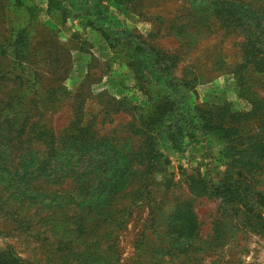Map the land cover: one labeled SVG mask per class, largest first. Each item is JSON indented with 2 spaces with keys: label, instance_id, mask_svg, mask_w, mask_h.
Here are the masks:
<instances>
[{
  "label": "rangeland",
  "instance_id": "1",
  "mask_svg": "<svg viewBox=\"0 0 264 264\" xmlns=\"http://www.w3.org/2000/svg\"><path fill=\"white\" fill-rule=\"evenodd\" d=\"M35 1L46 8L47 0ZM126 5V24L177 58L174 75L185 84L179 108H199L208 124L236 128L237 149L223 164L226 142L217 137L186 142L184 152L168 141L160 143L170 164L152 176L169 180L167 188L141 206V192L131 193L134 182L114 187L102 203L107 213L87 220L80 236L78 218L70 224L52 222L54 211H21V219L31 220L16 229L21 224L8 217L11 205L0 195V251L30 264L60 263L56 256L78 264L83 254L104 263L105 251L110 264H264V60L257 58L264 48V9L258 19L250 9L259 8V0H128ZM42 17L30 23L23 10L0 0V51L8 55L1 58L7 72L0 74V107L32 112L31 122L56 135L71 127L82 135L80 128H85L89 137L110 146L112 162L121 159L135 180L147 170L150 155L135 107L146 104L144 92L139 90L140 99L130 95L134 89L125 82L127 70L124 74L112 65L107 46L91 32L85 34L77 21ZM16 23L26 35L19 47ZM124 94L132 96L130 105L120 104ZM232 174L242 188L225 200L188 185L191 177L218 185ZM242 190L245 199L239 196ZM115 207L131 211L123 226L109 215ZM181 221L188 224L183 233ZM174 244L179 248L174 250ZM48 251L53 260H47Z\"/></svg>",
  "mask_w": 264,
  "mask_h": 264
},
{
  "label": "trees",
  "instance_id": "2",
  "mask_svg": "<svg viewBox=\"0 0 264 264\" xmlns=\"http://www.w3.org/2000/svg\"><path fill=\"white\" fill-rule=\"evenodd\" d=\"M8 1L17 10H23L26 20L30 23L41 20L42 15L46 13L48 17L56 15L62 23L70 19L77 21L82 30H92L101 37L112 52L108 61L123 68L121 72L124 74V70H127L125 82L130 81L134 89L130 95L140 99L139 90L144 92L146 104H137L135 107L139 111L138 124L147 135L150 145L147 170L132 180L134 175L126 174L128 169L120 163L121 159L112 162L114 159L108 153L110 146L99 142L93 136L89 137L88 132L82 131L85 128H80L82 135L73 127L56 135L54 129L31 122L35 117L32 112L14 110L11 106L0 107V195L11 205L10 212H6L8 217L15 218V225L21 224L20 228L18 226L16 229L23 230L22 223L25 219L31 220L24 215L21 219L19 212L23 214L26 211H37L42 215L43 212L54 211L50 216L52 222L65 219L66 223L70 224L73 219L78 218L80 225L76 227V232L80 236L87 220L107 213V208L102 205L107 194L114 187L118 188V185L124 189L125 185L129 187L132 182L137 186L131 189V193L141 192L137 204L147 205L148 201L154 198L153 193L162 192L163 188H167L169 181H156L152 176L153 173L164 172L165 167L170 164L159 149L162 142L168 141L172 149L184 152L186 142L190 144L198 138H209L211 135L226 142L225 149L221 152L226 159L220 157V161H223V164L229 163L231 152L237 149L235 135L238 130L221 124H208L199 108L193 111L179 108L178 97L185 84L174 75L177 58L156 49L138 31L126 24L123 18L129 14V7L126 5L128 0H47L45 9L35 0ZM227 2L229 5L236 4L233 1ZM259 2L260 7L256 5L255 9L250 11L261 19L264 0ZM248 25L251 27L250 23ZM23 28L19 23L13 27L18 47L26 39ZM261 30L264 32V25ZM86 41L85 37L83 43ZM0 53L3 54H0L2 74L7 71L2 67L1 58L8 55L5 51ZM258 55L259 61H263L264 48L258 50ZM127 97L124 94L120 104L130 105L132 98ZM262 149L264 151V147ZM189 183L190 187L194 186L202 195L215 196L222 200L233 196L242 188L241 182L233 174L218 185L201 178L197 181L195 177H191ZM244 194L242 190L239 196L245 199ZM109 215L113 221L115 219L117 226H123L125 217H130L131 211L129 207H115ZM44 219L41 216L40 221ZM179 225L183 227H180V232H185L188 224L181 221ZM193 225L192 232L197 229L196 225ZM92 226L93 223L88 226L89 229ZM107 234L109 230H105L104 235ZM112 246L115 245L108 246V249ZM173 248L176 250L179 247L174 244ZM103 255L108 258L104 263L98 264H110L108 252H103ZM51 257L52 252L48 251L47 260H53ZM61 260L65 262L62 263ZM78 260V264H95L99 259L83 254L79 255ZM55 261H61L57 264H72L66 256H56ZM0 264L30 263L14 257L11 252L0 251Z\"/></svg>",
  "mask_w": 264,
  "mask_h": 264
},
{
  "label": "crops",
  "instance_id": "3",
  "mask_svg": "<svg viewBox=\"0 0 264 264\" xmlns=\"http://www.w3.org/2000/svg\"><path fill=\"white\" fill-rule=\"evenodd\" d=\"M88 32H91L92 34H94V36L96 37V38H99L100 40H102L101 39V37H99L96 33H94L92 30H86V34L88 33ZM110 51V50H109ZM111 52V51H110ZM111 56H112V52H111Z\"/></svg>",
  "mask_w": 264,
  "mask_h": 264
}]
</instances>
